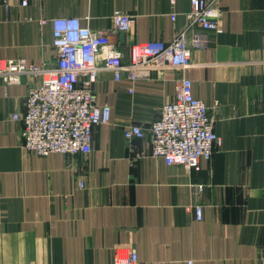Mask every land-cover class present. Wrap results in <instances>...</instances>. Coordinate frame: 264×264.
<instances>
[{"label": "crops", "instance_id": "0c3cea01", "mask_svg": "<svg viewBox=\"0 0 264 264\" xmlns=\"http://www.w3.org/2000/svg\"><path fill=\"white\" fill-rule=\"evenodd\" d=\"M218 7L222 33H208L206 48L192 52L193 66H155L136 82L100 74L93 90L111 118L93 130L88 155L25 151L22 124L11 115L24 112L36 83H0V264H113L115 251L128 248L137 264H264V0H219ZM115 12L133 20L113 38L125 66L133 45L201 31L187 20L189 0L174 7L169 0H42L26 8L0 0V59L53 67L51 20L78 18L107 30ZM182 78L208 107L220 139L198 171L151 156L149 128ZM129 124L145 137L127 140ZM192 205L201 206L200 221Z\"/></svg>", "mask_w": 264, "mask_h": 264}, {"label": "built area", "instance_id": "2783aa9c", "mask_svg": "<svg viewBox=\"0 0 264 264\" xmlns=\"http://www.w3.org/2000/svg\"><path fill=\"white\" fill-rule=\"evenodd\" d=\"M42 0H18L22 8ZM174 7L176 0H169ZM190 26L201 31L180 32L170 42L149 41L130 48V64L122 62L123 53L113 38L130 31L132 17L115 12L111 28L93 30L78 18H57L52 26V48L56 53L53 67L28 63L25 59H0V83L4 87L18 85L26 77L34 85L28 92L24 112H15L12 120L21 122L20 137L25 151L41 157L61 154L74 157L92 151L93 130L109 124L111 109L97 105L93 85L103 72L118 82L126 74L128 80L148 78L155 66L187 69L193 66L192 52L203 50L208 33H222L219 0H189ZM174 20L175 17L172 16ZM46 24V20H41ZM151 156L167 166L200 170L201 162H209L220 139L214 132L208 107L192 93V83L182 78L174 100L163 105L158 118L149 128ZM127 140L143 139V128L129 124L123 131ZM83 184H80L82 187ZM201 187L196 188L199 193ZM195 220L202 219V208L192 205ZM134 248L116 250L113 264H137ZM186 264H193L192 261Z\"/></svg>", "mask_w": 264, "mask_h": 264}]
</instances>
